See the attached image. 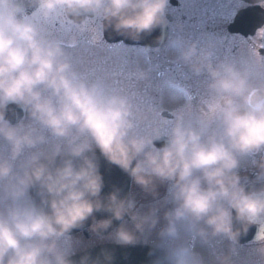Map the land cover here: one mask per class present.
<instances>
[{"label":"clouds","instance_id":"clouds-1","mask_svg":"<svg viewBox=\"0 0 264 264\" xmlns=\"http://www.w3.org/2000/svg\"><path fill=\"white\" fill-rule=\"evenodd\" d=\"M36 4L45 19L58 11L66 19L73 18L72 23L82 15H100L106 27L138 39L164 23L168 0H36ZM20 13L15 0H0V109L8 103L27 109L52 136L67 139L70 158L51 167L58 146L45 157L46 163L32 155L23 175L9 186V195L15 200L25 188L38 184L47 194L42 203L48 210L14 206L0 213V264H69L57 251L54 238L81 226L94 211L109 212L111 218L95 222L93 232L107 230L112 219L121 220L126 214L137 230L142 229L146 218L131 212L130 201L118 199L115 192L108 194L106 202L98 198L102 177L95 157L86 155L93 145L107 163L143 188H148L152 177L174 180L176 207L166 213L168 225L163 230L169 236L175 235L173 222L187 216L203 220L213 234L235 240L239 232L233 230L232 211L245 226L264 215V190L246 192L233 173L235 154L264 151V83L253 85L247 71L231 64L217 68L204 64L211 77L209 88L216 95L209 110L219 121V134L202 141V131L177 123L165 145L157 149L152 139L158 136L130 135L134 124L125 97L79 81L59 44L44 39ZM80 23L83 26L86 21ZM195 54L194 45L181 50L185 60ZM193 70L199 73L201 66ZM0 137L9 143L13 159L24 148L43 141L34 129L22 130L7 122L0 123ZM140 154L143 160L136 159ZM73 159L80 163L74 165ZM259 168L264 175V159ZM197 172L200 175L194 176ZM10 174V164L0 161V180ZM110 235L121 244L135 239L123 225Z\"/></svg>","mask_w":264,"mask_h":264},{"label":"flooded vegetation","instance_id":"flooded-vegetation-1","mask_svg":"<svg viewBox=\"0 0 264 264\" xmlns=\"http://www.w3.org/2000/svg\"><path fill=\"white\" fill-rule=\"evenodd\" d=\"M191 2L168 0L164 23L153 29L156 35L164 37L160 45L124 44L144 48L148 52V67L143 76H133L127 83L128 87L135 86L138 90L135 93L133 89L131 97H142L144 101L143 137L168 139L172 127L177 123L202 131V141L219 134V121L209 110L216 95L209 88L211 77L203 67L206 63L214 68L231 64L247 71L253 85L264 83V0H219L216 14L203 24H199L196 18L189 20L184 14ZM15 3L21 8L20 18L33 23L44 39L62 44L67 54L73 53L72 49H80L85 70L75 74L79 81L87 86L97 85L107 94L119 95L117 73L103 78L98 69L101 57L97 54L123 44L121 41L106 40L102 16L82 15L74 18L76 22L72 23L73 18L66 19L63 12L58 11L45 19L37 11L36 0H15ZM81 21H86V24L82 26ZM189 45L195 46L196 54L185 60L181 50ZM194 66H201V71L196 73ZM153 140L152 144L157 149L167 142L157 147ZM235 156L237 167L233 173L238 177L240 186L246 192L264 190V175H261L259 168L264 151ZM136 159L143 160V154ZM199 175L198 172L194 173V176ZM173 184L174 180L152 177L148 188H143L131 178L127 201L132 203V213L146 218L142 229L137 230L133 220L126 214L107 233L93 232L91 226L95 222L110 217L97 219L86 227L87 235L83 231L61 235L72 243L71 252L67 255L102 243L121 244L110 234L123 225L133 233V244L148 245L164 251L172 264H179L181 260L183 264H264V239H258L260 229L264 227V215L256 223L245 226L232 211L233 230L239 232L235 240L223 234H213L203 220L197 222L187 216L173 222L175 235L165 234L163 230L168 225L166 213L176 207ZM28 198L31 205L29 195Z\"/></svg>","mask_w":264,"mask_h":264},{"label":"water","instance_id":"water-1","mask_svg":"<svg viewBox=\"0 0 264 264\" xmlns=\"http://www.w3.org/2000/svg\"><path fill=\"white\" fill-rule=\"evenodd\" d=\"M104 36L109 42L122 41L127 45H140V46H158L162 43L164 37L156 35L153 30L150 33H141L138 39H132L126 34H119L114 31L110 26H105L104 22ZM3 113L4 122H8L10 125L20 123L24 117L25 108L15 104L8 103L4 108L0 109ZM167 138H154L153 143L160 146L162 142H166ZM88 156H94L97 163L99 173L102 177L103 186L99 194V199L102 202H106L109 193L115 192L118 199L128 200L129 186L131 177L123 172L115 165L107 163L103 157L100 156L99 151L95 148L91 152L86 153ZM68 155H56L51 167L59 166L63 160L69 159ZM41 162H47L45 158L40 159ZM74 165L80 163L79 159H73ZM136 161H133L135 164ZM29 197L31 205L37 209H43L47 211V205L42 203L43 200H47V194L43 193V190L38 184H32L28 186ZM111 218V214L104 210L94 211L92 216L83 222L79 227L72 228L70 231L63 235H69L78 231H83L87 235L86 227L93 221L100 218ZM119 220L114 219L111 226L104 231H98L99 233H107L111 230ZM69 264H81L82 260L86 259V264H172L168 259L167 254L158 249L148 245H136L133 243L127 244H115V243H102L98 244L76 253H72L65 257Z\"/></svg>","mask_w":264,"mask_h":264},{"label":"rangeland","instance_id":"rangeland-1","mask_svg":"<svg viewBox=\"0 0 264 264\" xmlns=\"http://www.w3.org/2000/svg\"><path fill=\"white\" fill-rule=\"evenodd\" d=\"M84 45L79 44L78 46ZM59 46L62 49L63 58L66 59L71 66V71L74 74L84 72L83 70H85V65L82 63L83 61L79 54L80 49H72L73 53L67 54L63 45L61 44ZM97 55L101 57L99 58V60H101V65L98 67V69L100 68L99 71L101 72V77L104 78L106 75L113 72L117 73L119 77L118 93L119 96L122 97V93H124L123 89L128 87L127 83L129 82V79L133 76L138 78L142 77L148 67L146 59L148 52L144 48L128 47L124 44H118L112 50L102 51ZM107 88H110V86H107ZM45 94L47 95L48 93L46 92ZM143 112L144 110L142 113ZM24 114L25 116L23 120L19 124L12 126H19L22 130L34 129L36 135L43 137V141L37 143L33 147L24 148L23 151L13 159L9 143L3 137H0V158H2V161H7L11 166L10 176L0 180V213H5L9 208L14 206H31L29 205L30 203L27 188H25L15 200L9 195L8 189L9 186L16 184L17 177L23 175L24 171L28 167V161L32 155H37L40 158L46 157L50 155L53 148L56 146L60 149L59 154H68V144L66 138H57L52 136L47 129L43 128L29 114L27 109ZM0 123H3V121H0ZM80 139L82 140L84 137H80ZM77 142H79V140ZM92 147H94V145ZM54 242L57 251L64 254V256L71 252V240L59 236L54 238ZM48 259H52L51 255L48 256Z\"/></svg>","mask_w":264,"mask_h":264},{"label":"snow or ice","instance_id":"snow-or-ice-1","mask_svg":"<svg viewBox=\"0 0 264 264\" xmlns=\"http://www.w3.org/2000/svg\"><path fill=\"white\" fill-rule=\"evenodd\" d=\"M219 0H192V2L185 8L184 14L188 16L189 20L196 18L199 24L206 23L212 19L217 12ZM258 239H264V227L260 229Z\"/></svg>","mask_w":264,"mask_h":264},{"label":"trees","instance_id":"trees-1","mask_svg":"<svg viewBox=\"0 0 264 264\" xmlns=\"http://www.w3.org/2000/svg\"><path fill=\"white\" fill-rule=\"evenodd\" d=\"M127 88H130V89H128V90L125 89L127 91L124 90V93H122V95H123V97H125L128 100L131 111H132L131 119L133 121L134 127L131 130L130 135L143 137V132H142L141 128L144 125V112L142 113V111L144 110V101H143L142 97L138 98L136 96L135 99L133 97H131L130 93L133 89H134L135 93L138 92V90L135 89L137 87L129 86ZM128 95H130V97H128Z\"/></svg>","mask_w":264,"mask_h":264}]
</instances>
